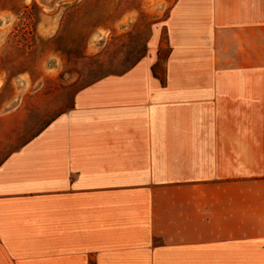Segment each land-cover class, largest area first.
Returning <instances> with one entry per match:
<instances>
[{
  "label": "crops",
  "instance_id": "1",
  "mask_svg": "<svg viewBox=\"0 0 264 264\" xmlns=\"http://www.w3.org/2000/svg\"><path fill=\"white\" fill-rule=\"evenodd\" d=\"M228 1L178 0L172 55L220 27L237 81H160L150 49L3 157L0 264H264V0Z\"/></svg>",
  "mask_w": 264,
  "mask_h": 264
},
{
  "label": "rangeland",
  "instance_id": "2",
  "mask_svg": "<svg viewBox=\"0 0 264 264\" xmlns=\"http://www.w3.org/2000/svg\"><path fill=\"white\" fill-rule=\"evenodd\" d=\"M212 1L210 20L220 25L225 0ZM46 3L48 8L38 0H0V161L69 109L81 89L123 75L150 49L157 51L153 70L160 81H237L232 74L246 64L242 44L222 42L220 27L211 42L188 44L172 55L178 0ZM228 6L236 11L237 0Z\"/></svg>",
  "mask_w": 264,
  "mask_h": 264
},
{
  "label": "bare ground",
  "instance_id": "3",
  "mask_svg": "<svg viewBox=\"0 0 264 264\" xmlns=\"http://www.w3.org/2000/svg\"><path fill=\"white\" fill-rule=\"evenodd\" d=\"M40 3H42L43 5H45V7L48 8V3H46V0H38Z\"/></svg>",
  "mask_w": 264,
  "mask_h": 264
}]
</instances>
